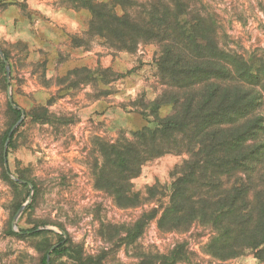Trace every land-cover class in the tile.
<instances>
[{"label":"rangeland","instance_id":"1","mask_svg":"<svg viewBox=\"0 0 264 264\" xmlns=\"http://www.w3.org/2000/svg\"><path fill=\"white\" fill-rule=\"evenodd\" d=\"M202 1L217 14L223 41L245 54L264 51V0ZM91 19L80 0H0L6 59L0 54V142L24 115L7 167L0 162V264H41L47 247L50 264H168L164 257L181 244L180 257L186 258L174 264H259L251 250L229 259L213 256L206 249L210 227L160 229L158 216L129 243L128 233L144 213L160 214L169 204L174 172L188 155L167 153L145 163L131 181L140 194L137 205L119 206L98 186L99 143L130 137L144 125L142 113L163 86L154 43L117 50L93 34ZM9 88L21 109L18 120L8 107ZM22 176L32 191L11 183ZM33 226L44 233L23 235ZM66 241L88 259L52 254Z\"/></svg>","mask_w":264,"mask_h":264},{"label":"trees","instance_id":"2","mask_svg":"<svg viewBox=\"0 0 264 264\" xmlns=\"http://www.w3.org/2000/svg\"><path fill=\"white\" fill-rule=\"evenodd\" d=\"M80 2L92 13L89 29L110 47L133 52L142 43L157 46L163 86L142 113L144 125L130 137L99 143L103 163L96 166L98 186L119 206L137 205L140 194L131 181L145 163L167 153L188 155L174 172L169 204L160 214L144 213L129 231V243L158 216L160 229L210 227L206 249L213 256L229 259L251 250L264 264V51L245 54L223 41L217 14L202 0ZM0 68L5 73L2 61ZM8 107L14 120L20 119L21 111L10 103ZM165 107L168 113L163 114ZM9 131L0 142L1 164ZM3 176L8 178L4 169ZM36 228L23 229V235L44 233ZM181 247L164 257L168 264L185 260ZM47 254L48 247L41 264H47ZM52 254L88 259L69 241Z\"/></svg>","mask_w":264,"mask_h":264},{"label":"water","instance_id":"3","mask_svg":"<svg viewBox=\"0 0 264 264\" xmlns=\"http://www.w3.org/2000/svg\"><path fill=\"white\" fill-rule=\"evenodd\" d=\"M0 54H1V57H2V59L6 62V59H5V56H4V54L2 53V52H0ZM9 75H10V72H9V68H7V76L9 77ZM9 101H10V103L12 104V106L15 108V109H19V110H21L20 109V107L19 106H17L16 104H14L13 103V98H12V95H11V91H10V88H9ZM23 118H24V115H22V117H21V119L14 125V127L11 129V131L9 132V137H8V139H7V141H6V145H5V149H4V157H5V165H6V167H7V156H6V152H7V146H8V143H9V141H10V137H11V135L13 134V132H14V130L19 126V124L21 123V121L23 120ZM15 180L17 181V182H19V183H21V184H27L28 186H29V188L31 189V191L33 190V185L30 183V182H28V181H26V180H22V179H18V178H15ZM32 196V195H31ZM31 196L29 197V201L31 200ZM27 204V203H26ZM26 204H24L20 209H19V211H18V214L24 209V207H25V205ZM18 214L16 215V217H15V219H14V222L16 221V219H17V217H18ZM45 229H48V230H56L55 228H53V227H46ZM63 235H65L64 234V232H61ZM57 247V245H55L54 247H52V249H51V251L54 249V248H56ZM47 264H50L49 263V257L47 258Z\"/></svg>","mask_w":264,"mask_h":264}]
</instances>
